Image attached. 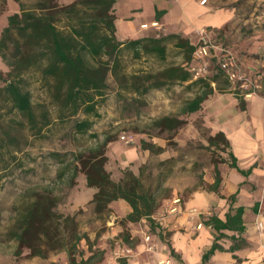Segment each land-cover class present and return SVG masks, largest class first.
Listing matches in <instances>:
<instances>
[{"label": "trees", "instance_id": "obj_1", "mask_svg": "<svg viewBox=\"0 0 264 264\" xmlns=\"http://www.w3.org/2000/svg\"><path fill=\"white\" fill-rule=\"evenodd\" d=\"M15 1L19 11L7 16L6 25L0 32V60L7 69L5 75L0 70V155L5 149L14 157L9 147L19 146L20 133L12 134L9 131L12 125L17 129L27 127L34 134H39L52 123L47 110H36L42 106L32 103L26 79L37 81L46 89L54 87L67 105L73 109L80 106L86 114H96L97 101L104 97L108 88L109 73L117 79L119 89L137 94H144L150 88L185 82L187 88L194 90L193 96L180 108L183 115L199 110L203 100L215 88L219 91L224 89L219 84L214 88L207 78L192 77L185 64L190 62L196 45L179 33L117 40L114 34L116 0H73L68 4H61L60 0ZM123 50L132 51L136 58L150 57L161 63L168 60L169 53L176 51L184 64L168 62L154 73H131L127 76L121 73L120 56ZM215 70L212 82H216L222 74L217 68ZM243 98H239L241 107ZM13 111L21 116V120L5 119V114ZM162 120L168 123V127L177 125L169 118ZM74 127L75 131L84 132L90 123L81 120ZM109 141L110 138H105L96 148L75 154L71 162L57 172L56 178L62 179L70 172L69 184L72 185L78 173L83 174L86 186L95 191L92 201L97 212L106 209L112 201L121 199L130 207L121 220L122 224L144 218L150 229H155L157 225L152 215L159 206L156 192L160 183L155 187L146 185L141 178L142 173L135 174L130 167L123 168L119 178L114 179L106 168ZM220 141L227 145L221 131L208 137V146H218ZM140 147L150 152L163 151L161 146L145 139L140 140ZM231 165L235 166L233 162ZM214 173L212 188L215 189L219 181L216 164ZM234 198V195L230 197L231 200ZM241 216L242 208L238 207L233 213L227 212L224 220L216 216L209 218L207 223L219 234L203 253L202 264H207L215 250H224L217 242L224 236L222 229L238 233V236H230L233 243L228 251H234L246 243L241 236L245 229ZM159 236L162 238L161 232ZM120 237L124 243H128L130 233L124 230ZM82 239L90 242L87 234L80 232L74 215L55 212L50 204L37 198L18 210L0 234V242L13 241L16 244V258H45L49 252L64 250L67 264H91L95 255H99L98 261L101 260L104 251L99 249L84 257L83 251L78 250V243ZM118 261L125 264L122 258Z\"/></svg>", "mask_w": 264, "mask_h": 264}, {"label": "rangeland", "instance_id": "obj_2", "mask_svg": "<svg viewBox=\"0 0 264 264\" xmlns=\"http://www.w3.org/2000/svg\"><path fill=\"white\" fill-rule=\"evenodd\" d=\"M21 1L30 3L34 0ZM72 1L61 0L60 3L68 4ZM205 4L221 18L220 24L201 28L205 30L203 36L207 40L211 56L205 78L212 82L216 60L221 55V49L227 48L242 73L251 78L253 75H261L260 82L257 81L260 87L256 93L264 94V0H206ZM18 11L19 6L15 0H0V32L4 27L2 22L5 16ZM148 15L149 12L144 10L138 16L139 21L141 17L144 19ZM161 34L162 32H158V35ZM149 36H154V33ZM203 36L199 30L196 31L193 44H203ZM176 54V51L169 53L168 60L161 63L150 57L136 58L132 51L123 50L120 56L121 73L127 76L131 73H154L168 62L182 63L181 56ZM0 70L4 75L7 72L1 60ZM26 80L32 103L42 106L36 110H47L52 123L39 134H34L27 127L17 129L12 125L9 128L12 134L20 133V143L18 148L9 147L14 157L5 149H2L0 155V234L10 224L16 212L36 198L50 204L55 212L74 215L82 233L104 235L111 232L112 225L120 228L117 234L112 235L113 238L120 237L124 230L130 233L132 225L129 226L128 222L126 225L122 224L123 217L115 218L116 209L110 203L101 212L95 210V203L92 201L95 191L86 186L83 174L78 173L72 185L69 184L70 172L62 179L56 178L57 172L71 162L75 154L96 148L105 138H110L106 147V154L109 156L106 168L113 178L118 179L123 168L130 167L135 174L142 173L141 178L146 185L155 187L160 183L156 192L159 204L171 195L172 186L200 184V172L212 160L219 161L224 156L223 152H226L223 144L219 148H211L202 143L207 141L208 129L202 123L204 117L209 119L208 111L201 108L193 115H183L180 112L181 104L193 96L194 89L186 86L163 85L150 88L144 94H137L119 89L117 79L109 73L108 88L104 97L97 101L96 114H86L80 106L73 109L67 105L63 97L57 95L54 87L46 89L37 81ZM218 84L224 88L223 91L215 88ZM211 85L215 88L214 93L205 104L214 98L227 97L230 93L241 96L222 74ZM163 118L176 121L177 125L168 127ZM5 119L21 120V116L13 111L6 113ZM81 120H87L90 127L87 131L77 132L74 126ZM189 128H197L199 135L184 144L185 139L191 136ZM122 135L125 136L124 139H121ZM141 139L161 146L163 151L157 153L140 146L135 148V145H140ZM115 206L122 210L124 203L121 201L115 203ZM144 224L148 225V222L143 219L135 223L146 228ZM153 230L157 232L156 229ZM150 231L152 229H147V232ZM148 237L147 234L142 236L146 242ZM136 241V237H133L129 238L128 243L122 242L132 247ZM90 243L91 241L88 243L82 239L78 243V250L83 251L84 255H87L89 248L96 252L98 247L92 248ZM110 243L113 248L115 239H111ZM15 248L13 241L0 242V264L24 263V259L28 257L16 258ZM61 252L65 251H52L47 257ZM98 256L95 255L92 261H98ZM111 258L119 260L122 257L113 253Z\"/></svg>", "mask_w": 264, "mask_h": 264}, {"label": "crops", "instance_id": "obj_3", "mask_svg": "<svg viewBox=\"0 0 264 264\" xmlns=\"http://www.w3.org/2000/svg\"><path fill=\"white\" fill-rule=\"evenodd\" d=\"M199 1L116 0L115 37L119 41H125L152 33L158 36V32L179 33L193 44L196 31L203 26L218 25L221 21L217 13L210 11L209 5L200 4ZM144 10L149 15L144 19L141 17L139 21L138 16ZM6 18L7 16L2 22L3 26L6 25ZM153 22L157 26H152ZM253 79L260 82L261 75H253ZM185 85V82L180 84L181 87ZM213 93L214 90L211 94ZM211 94L201 103V108L208 111L209 118L204 117L202 123L208 129L207 141L202 143L208 146V137L221 131L227 145L220 141L218 146L208 147L219 148L223 144L226 146L224 156L219 161L212 160L200 172V184L172 186L171 195L162 200L152 215L157 232L153 229L147 232L149 223L144 224L146 228H143L135 225L139 221L128 222L129 226L132 225L130 238L136 237L137 240L132 247L126 246L121 237H112L120 230L117 226L112 225L111 232L104 235L87 233L91 247L97 246L104 251L102 259L91 264H120L116 258H111L113 253L121 256L125 264H202L203 253L219 234L207 221L212 216L224 220L227 212L233 213L238 207L242 208L241 217L245 229L241 236L246 243L234 251H228L233 243L230 236H238V233L222 229L224 236L217 242L224 250H215L207 264H264V94L255 93L244 97L243 107L239 103L240 97L231 93L205 104ZM189 129L191 136L185 139L184 144L199 135L197 128ZM138 146L140 145H135V148ZM232 162L235 166L231 165ZM215 164L219 171V181L214 189L212 184L215 180ZM232 195L235 196L233 200L230 199ZM121 201L124 208L118 210L115 203ZM110 206L116 209L115 218L124 217L130 211L129 205L121 199L112 201ZM259 222L262 223L261 229H258ZM143 234L149 236L148 242L143 240ZM111 239H115L113 248ZM87 252L85 258L92 253L91 248ZM21 264H67V255L61 252L46 258L34 256L25 258Z\"/></svg>", "mask_w": 264, "mask_h": 264}, {"label": "built area", "instance_id": "obj_4", "mask_svg": "<svg viewBox=\"0 0 264 264\" xmlns=\"http://www.w3.org/2000/svg\"><path fill=\"white\" fill-rule=\"evenodd\" d=\"M206 0H200V4H205ZM152 26H157L156 22L151 23ZM200 34L203 36L205 34L204 29L199 30ZM203 38V44L197 45L193 51L192 58L187 64V69L190 71L192 77L195 78H205L208 74V68L210 66V54L209 46L207 45V40ZM221 55L216 60V68L222 72L227 81L231 84L234 90L243 97H248L256 93V90L260 87V84L242 73L232 55V53L227 48L221 49ZM213 84V82H211ZM125 136H121L124 139ZM262 228V223H258V229Z\"/></svg>", "mask_w": 264, "mask_h": 264}]
</instances>
